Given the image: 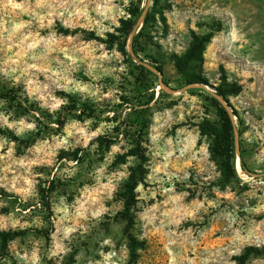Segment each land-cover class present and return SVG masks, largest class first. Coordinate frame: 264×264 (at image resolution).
<instances>
[{
  "label": "rangeland",
  "instance_id": "rangeland-1",
  "mask_svg": "<svg viewBox=\"0 0 264 264\" xmlns=\"http://www.w3.org/2000/svg\"><path fill=\"white\" fill-rule=\"evenodd\" d=\"M136 8L138 53L119 31ZM14 24L23 27L13 32ZM206 34L202 53L187 59ZM4 87L51 119L0 98V231L26 230L2 264H105L106 256L107 264H237L249 247L260 252L245 264H264V0H0ZM220 87L239 90L228 95L237 112L233 175L200 130L216 120L209 94ZM152 92L141 162L126 156L121 123ZM72 99L99 117L78 119ZM100 136L115 141L106 147ZM139 163L145 174L128 223L119 192Z\"/></svg>",
  "mask_w": 264,
  "mask_h": 264
},
{
  "label": "trees",
  "instance_id": "trees-1",
  "mask_svg": "<svg viewBox=\"0 0 264 264\" xmlns=\"http://www.w3.org/2000/svg\"><path fill=\"white\" fill-rule=\"evenodd\" d=\"M139 12V8H136L132 11L131 18L122 20V26L119 28V31L121 32L122 36L126 38V40L132 35L133 29L135 30L134 26ZM139 38L140 32H135L132 35V47L134 48L135 53H138L137 43ZM210 40L211 34H206L201 37L196 36L193 43V48L191 52L188 53L187 59L191 60L193 58H197V56L202 53L205 43L209 42ZM151 58L153 57L151 56ZM154 63V68L158 72L162 73V66L158 64L156 60H154ZM199 81L200 78L196 76H185L186 84L198 83ZM238 91L239 90L235 88L230 89L220 87L215 93L209 94L210 103L215 109L216 120L213 121L205 118L200 124L201 133L203 135L209 136L212 140L213 154L221 159L225 172L232 175L236 174L234 161L236 159L237 131L233 116L236 115L237 112L228 100V95ZM142 97L143 96L139 94L137 102L132 103L133 112H130L127 119L121 123V134L127 135L131 144L126 156H133L141 162L146 160L143 137L146 129L148 128L147 109L150 103H152L155 99V92L148 94L144 99H142ZM0 98L8 99L14 102L16 108L19 109L21 113L41 111L40 108L35 107L34 102H30L27 97H23L19 91L14 88H1ZM223 100L226 103H224ZM77 105L80 106L78 107ZM79 109L81 111L80 114H75L77 115L76 117L78 119H83L84 117H99L97 108L94 105L85 102L79 103L77 100L72 99L71 104L68 106V110L77 112ZM41 113L43 117H46L49 120L51 119V114L48 112L41 111ZM57 122L63 124V121L60 118H57ZM2 133L9 134L14 140L21 141L19 136L13 134L10 131H2ZM99 139L101 145H106V147H110V145L115 141L114 138H109L107 136H100ZM242 165L244 169L248 171L243 162ZM144 174L145 168L143 167L142 163L131 167V172L119 192V195L124 203V211L122 212V216L125 220H127L128 223H131L134 219L133 210L137 203L136 189ZM44 192L45 190H43L40 194L42 200L41 203L49 207L50 205L47 201V195H45ZM25 233L26 230L0 231V264H2V259L8 253L9 242L24 235ZM130 240L133 247L138 246V242L133 237H131ZM255 252L258 253L260 250L258 248L249 247L243 255L237 257V264H245L248 257Z\"/></svg>",
  "mask_w": 264,
  "mask_h": 264
},
{
  "label": "clouds",
  "instance_id": "clouds-1",
  "mask_svg": "<svg viewBox=\"0 0 264 264\" xmlns=\"http://www.w3.org/2000/svg\"><path fill=\"white\" fill-rule=\"evenodd\" d=\"M124 2L127 3V0H124ZM98 7H99V6H98ZM11 8H13V9L21 8V5H20V4H11ZM65 10H66V9H65ZM21 27H23L22 24H14V25H13V29H12V31L15 32V31H17L18 29H20ZM9 38H10V37H9ZM24 39H27V37H25ZM21 43H23V41H21ZM38 43H39V41L34 40L33 43H31V44L29 45V47H30V48H35L36 45H37ZM23 54H24L23 51H21L20 55H23ZM69 59H71V57H69ZM29 83H31V81H29ZM60 103H63V101H58L57 103L53 104L52 107H53V108L59 107ZM108 115H112V113H108ZM10 126H11V125H10ZM28 127H33V125H28ZM98 131H99V130H98ZM92 135H96V133H92ZM153 139H155V137H153ZM115 151H117V149H116V148H113V152H115ZM125 167H127V166L125 165ZM121 175H123V173H122ZM117 179H119V177H117ZM81 207H83V206L81 205ZM60 210H61V209H58V211H60ZM62 210H63L65 213L67 212V209H62ZM77 214H78V215H83V213H82L80 210L77 211ZM188 214L191 215V213H188ZM93 215H94V216H99L100 213H99V212H95V213H93ZM71 231H74V229H73V228H67V229H65V233H64L65 236H67L68 233L71 232ZM103 243H104V244H110L111 241L108 240V239H105V240L103 241ZM111 255H115V253H112ZM108 259H109V257L106 256V257H105V264H107Z\"/></svg>",
  "mask_w": 264,
  "mask_h": 264
},
{
  "label": "water",
  "instance_id": "water-1",
  "mask_svg": "<svg viewBox=\"0 0 264 264\" xmlns=\"http://www.w3.org/2000/svg\"><path fill=\"white\" fill-rule=\"evenodd\" d=\"M224 101V100H223ZM224 103H226L225 101H224Z\"/></svg>",
  "mask_w": 264,
  "mask_h": 264
}]
</instances>
